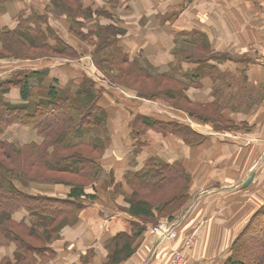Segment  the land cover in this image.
I'll list each match as a JSON object with an SVG mask.
<instances>
[{
    "label": "crops",
    "instance_id": "0c3cea01",
    "mask_svg": "<svg viewBox=\"0 0 264 264\" xmlns=\"http://www.w3.org/2000/svg\"><path fill=\"white\" fill-rule=\"evenodd\" d=\"M260 2L0 0V32L11 31L27 50L48 53L15 59L7 49L0 57V141L13 144L17 140L18 147H24L40 138L30 126L4 121L10 106L25 104L20 89L11 86L22 72L33 73L31 84L40 89L51 85L66 89L83 78L93 79L97 106L106 111L110 133L100 157L104 172L100 182L105 176L111 178L112 186L105 191L109 200L101 197L100 182L96 191L87 190L98 199L87 203L78 222L66 226L49 246L52 255L33 264H171L173 252L196 233L198 239L188 251L186 264H226L233 243L264 205ZM108 38L116 43L109 44ZM4 47L7 44L0 41L1 54ZM64 49L68 50L62 53ZM123 56L168 76L169 84L177 90L182 87L188 107L143 99L107 78L109 83L100 80L99 73L103 77L105 73L96 59L108 69L111 59ZM11 64L18 67L12 69ZM91 67L97 68L94 75ZM175 123L191 130L193 139L187 141L183 133L169 130ZM13 130L17 134L11 136ZM157 158L181 163L191 176V204L170 223L178 234L175 239H162L151 224L136 236L144 223L127 212L125 197L131 193L127 176L145 170ZM251 176L253 182L245 187ZM70 189L33 186L28 194L65 199ZM26 214L20 209L13 218L20 223ZM15 249L0 234V264L15 263Z\"/></svg>",
    "mask_w": 264,
    "mask_h": 264
},
{
    "label": "trees",
    "instance_id": "16d2710c",
    "mask_svg": "<svg viewBox=\"0 0 264 264\" xmlns=\"http://www.w3.org/2000/svg\"><path fill=\"white\" fill-rule=\"evenodd\" d=\"M0 41L7 44L0 57L6 55L5 51L9 49L10 58H19L12 55L19 54L18 47L21 41L12 35L11 31L0 32ZM207 45V43L203 45L204 50ZM66 50L68 49H64L62 53ZM96 62L101 65L99 69L112 72L109 75L106 73L111 83L134 91L140 98L151 101L164 99L171 104L169 98L158 89L162 84L170 83L165 79L168 76L165 77L159 72L153 77L136 62H130L128 56L111 59L109 62L111 66L108 65V69H104L97 59ZM142 71L147 74H143ZM42 73L46 74V71ZM32 74L22 72L16 81L11 83V86L20 89L25 104L10 106L4 113L5 123L30 126L37 131L40 138L37 143H30L24 147L0 141L2 153L0 157L3 159L0 167L7 169L8 173L9 170L12 172L8 174L10 181L0 185V234L5 240H10L16 245L14 251L16 262L4 260L1 264H33L37 259L44 260L48 258L47 255H52L49 246L59 239L61 229L64 226L75 225L86 204L98 199L95 194L87 193V190L96 191V186L102 180L104 172L100 157L110 140L107 114L97 106L98 95L94 90L93 79L82 81L75 94H72L68 88L60 89L57 85H51L47 89L33 86L29 79ZM149 80L157 83L158 90L152 92L139 84H145ZM133 85L141 87L133 89ZM144 123L149 125L145 119ZM169 130L177 134L183 133L187 141L193 139L192 131L187 127L175 123L174 128ZM98 140L102 142L101 145H97ZM11 159V164L17 163L18 167H25L23 170H27L14 172L10 167L5 168L4 164L10 165ZM54 172L72 177H63L59 184L46 174ZM14 180L17 182L27 180V185L17 186ZM125 181L131 190L125 197L129 205L127 212L144 223L137 228L136 236H141L148 224L157 226L161 220L169 224L174 222L191 204L192 197L189 191L191 176L181 163L170 164L157 158L150 161L145 170L129 174ZM33 186L46 188L64 186L71 189L65 199H60L41 194H28V188ZM20 209H25L31 220L17 223L13 216ZM57 222L63 226L50 233L53 229L50 225ZM28 238L35 239L40 244H31L26 240ZM247 247L252 249L255 256L251 264H264V205L253 215L246 229L233 243L226 264H247L241 258ZM241 249L243 251H240ZM118 255L117 250L113 258L116 260Z\"/></svg>",
    "mask_w": 264,
    "mask_h": 264
},
{
    "label": "rangeland",
    "instance_id": "374dc122",
    "mask_svg": "<svg viewBox=\"0 0 264 264\" xmlns=\"http://www.w3.org/2000/svg\"><path fill=\"white\" fill-rule=\"evenodd\" d=\"M264 1V0H263ZM59 8H63L61 5H59ZM263 11H264V9H263ZM84 39L85 40H87L88 41V37H84ZM108 40V43L109 44H114V40H113V38H108L107 39ZM100 41V40H99ZM90 43H92V41L90 42ZM116 43V42H115ZM100 45V44H99ZM20 47H18L19 48V54H17V55H12V56H18L19 58H29V59H35V58H38V57H45V56H48V53L46 52V53H44V52H42V51H37V50H35V49H31L30 48V50H27L26 48H23L22 47V45H19ZM119 47V46H118ZM112 48H117V46H113ZM68 55H70L69 53H68ZM76 56V53H74L73 54V56H71V57H75ZM25 64H23L22 66H24ZM139 67H143L144 69H145V71H147V72H149L148 74H150L151 76H153V77H155V76H157L158 74H159V71L158 70H156V69H154V68H149L150 67V65H147L146 63H142V62H140L139 64H137ZM11 66V68L12 69H15V68H17L18 67V65H15V64H11L10 65ZM127 68H129L128 66H127ZM95 69H97V68H90V73H91V75H94V72L96 73V71H95ZM108 71H104V73H105V77H103V73H99V78H100V80H102L103 82H108V81H106L107 79V77H109L108 75L109 74H112V72L110 71V72H108V75H106V73H107ZM117 72V74H118V71H116ZM143 72V71H142ZM115 74V73H114ZM143 74H147L146 72H143ZM86 79H89V78H83V81L84 80H86ZM78 83L79 84H77V83H71V84H69L68 86H67V88L71 91V93L72 94H75V92H76V90L79 88V86H80V81H78ZM109 83V82H108ZM144 83V82H143ZM134 84V83H133ZM141 86H143L144 88H146V89H150V91H152V92H154V91H156V90H158V89H161L162 90V92H160V93H162V94H164L167 98H169L168 100H170V102H171V104H173L174 106H177L178 107V104H175V102H177V103H179V104H182L181 106L182 107H184V108H187L188 107V105H186V103H185V101H183V99H182V93H183V91L181 92V91H179L180 89H182V87H180L179 88V90H175V88H177V87H175V86H173V85H171V84H165V85H161L159 88H158V85H157V83H155V81H152V80H149L148 82H145V84H141V83H139ZM138 86V87H141V86ZM137 86H135V85H133V89H136V88H138ZM158 88V89H157ZM183 90V89H182ZM70 91H69V93H70ZM62 93H63V91H62ZM120 93V92H119ZM124 93V92H123ZM125 94V93H124ZM126 94H127V92H126ZM130 94V93H129ZM180 98V99H179ZM182 99V100H181ZM184 102V103H183ZM15 134H17V130H13V132L11 133V136H14ZM99 141V140H98ZM16 147H18L19 146V141H17L16 140V142H14L13 143ZM101 145L102 144V142L101 141H99L98 143H97V145ZM106 148H107V145H106V147H105V149H104V151L106 150ZM86 150H83V152H85ZM0 154H2L1 152H0ZM94 156H96V154H93ZM3 161V159L0 157V163ZM12 159L10 160V165L9 164H4V166H5V168L7 167V168H9L10 167V169H12V170H14V172L15 171H22L23 169H25V167H23V168H20V167H18L17 166V163L16 164H11L12 162ZM2 165V164H1ZM3 166V165H2ZM3 166V167H4ZM262 167V166H261ZM27 170V169H26ZM26 170H23V171H26ZM9 172L10 173H8V171H7V169H3V168H1L0 167V185H4V182H6V181H10V177H9V175L8 174H11L12 172H11V170H9ZM46 174H49L50 175V177H52L51 178V180L52 181H58L59 182V184H60V180H63L64 178L63 177H66V178H70V177H72V176H65L64 174H58V173H56V172H54V173H46ZM45 175V174H44ZM11 180H13V178H11ZM111 178H109V176H105V179H104V181L101 183L100 182V188H99V192H100V195H101V197L102 198H105V199H108L109 200V197L105 194V191L110 187V186H112V185H110V183H111ZM15 181V180H14ZM13 181V182H14ZM20 182V183H19ZM19 182H17V181H15V183H16V185L17 186H23V185H27V180H25L24 182H22V180H19ZM125 183H126V181H125ZM183 183H184V181L182 182V184H180V187H182V185H183ZM50 184H52V185H58V183H50ZM56 188H59V186H56ZM137 188H139L138 186H137ZM49 189H52V187H49V188H46V187H43V186H41V190H49ZM29 220H31L30 218H29V215L28 214H26V217H24L23 218V221H29ZM67 220V219H66ZM64 221L65 223L67 222V221ZM63 222H61V224H62ZM1 225V224H0ZM51 227H53V229L50 231V233L51 232H53V231H57L58 230V228L59 227H61V226H63V225H60V222H57V223H55V224H52V225H50ZM159 226H167V227H170L171 228V230L173 231L174 229H175V226L174 225H170L168 222H161V223H159L158 225H157V227H155L154 229H156V228H158ZM65 229V226L61 229L62 231ZM61 231V232H62ZM176 232V231H175ZM157 234V233H156ZM178 235V234H177ZM25 236V235H24ZM26 238V237H25ZM46 238H48V236L46 237ZM51 238H53V236H51ZM26 240H28L31 244H40L38 241H36L35 239H30V238H28V239H26ZM47 248H44V250H46ZM181 250V249H180ZM244 250H245V248H244ZM240 251H243V249H241ZM175 254V251L173 252V255ZM240 254H241V252H240ZM254 252L252 251V249L250 248V247H247V250H245L244 251V254H243V256H241V258L243 259V260H245L246 261V263L247 264H251V262L254 260Z\"/></svg>",
    "mask_w": 264,
    "mask_h": 264
},
{
    "label": "built area",
    "instance_id": "2783aa9c",
    "mask_svg": "<svg viewBox=\"0 0 264 264\" xmlns=\"http://www.w3.org/2000/svg\"><path fill=\"white\" fill-rule=\"evenodd\" d=\"M260 7L262 8V16L264 18V1L261 0L259 3ZM155 232L161 236L162 239L170 238L175 239L177 238V233L173 230H171L170 227L167 226H159L155 229ZM198 239L197 233L192 235L190 238L187 239L185 242V247L181 250L175 251V254L173 255V259L171 264H185L187 261L188 251L194 246V243Z\"/></svg>",
    "mask_w": 264,
    "mask_h": 264
},
{
    "label": "water",
    "instance_id": "95a60500",
    "mask_svg": "<svg viewBox=\"0 0 264 264\" xmlns=\"http://www.w3.org/2000/svg\"><path fill=\"white\" fill-rule=\"evenodd\" d=\"M253 180H254V176H251V177H249V179L247 180V182L245 183V187H248V186H250L251 185V183L253 182Z\"/></svg>",
    "mask_w": 264,
    "mask_h": 264
}]
</instances>
